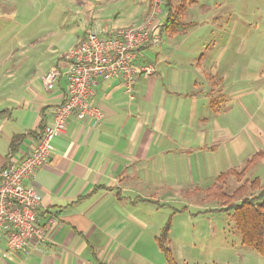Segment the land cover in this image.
<instances>
[{
  "label": "crops",
  "instance_id": "1",
  "mask_svg": "<svg viewBox=\"0 0 264 264\" xmlns=\"http://www.w3.org/2000/svg\"><path fill=\"white\" fill-rule=\"evenodd\" d=\"M200 1L187 0L182 21L192 26L179 35L197 24L185 18ZM74 3L79 10L69 34L45 29L40 50L36 45L23 47L19 56L0 63V173L31 152L64 100L66 79L46 90L42 77L53 68L64 69L65 54L83 41L87 31L138 26L151 6V0ZM181 3H165L157 29L161 36L166 34L168 17ZM160 44L139 51L138 63L153 64L156 72L137 79L131 93L119 78L97 82L90 102L100 107L102 119L82 121L74 115L68 119L65 133L52 142L49 162L26 181L41 196L39 223L49 219L55 223L45 241L18 253L7 249L9 227L1 228L0 264L155 261L145 246L157 243L163 226L147 218L148 212L158 210L152 201L171 198V191L182 189L184 182L199 181L208 155L235 139L222 122L231 109L223 55L202 48L197 58L193 50L182 52L176 46L164 55ZM10 49L11 55L19 48ZM161 56L163 61L158 60ZM241 97L242 92L233 98ZM249 127L264 139V132L252 121Z\"/></svg>",
  "mask_w": 264,
  "mask_h": 264
},
{
  "label": "rangeland",
  "instance_id": "2",
  "mask_svg": "<svg viewBox=\"0 0 264 264\" xmlns=\"http://www.w3.org/2000/svg\"><path fill=\"white\" fill-rule=\"evenodd\" d=\"M77 10L74 0H0V63L7 62L10 56H19L23 47L36 45L40 50L46 30L69 34ZM185 20L197 24L184 35L164 33L162 53L166 55L176 46L182 52L190 49L198 53L202 48H210L216 55H223L224 85L231 94L227 100L231 109L222 122L235 139L208 155L199 181L195 179L191 185L182 183V189L171 191V198L153 200L158 210L148 212L147 218L161 223L162 229L170 223L169 247L177 264H264V254L242 244L233 211L221 210L225 208L223 202L209 198L221 173L233 168L242 170L264 148V139L249 127L252 121L264 132V0H202L190 9ZM10 48L19 49L12 50L14 54L10 55ZM152 55L156 57V50ZM240 92V100L233 98ZM255 178H260L264 185V159L247 170L242 182ZM242 182L229 177L224 184L226 193L232 194ZM145 248L155 260L146 264H169L157 243Z\"/></svg>",
  "mask_w": 264,
  "mask_h": 264
},
{
  "label": "built area",
  "instance_id": "3",
  "mask_svg": "<svg viewBox=\"0 0 264 264\" xmlns=\"http://www.w3.org/2000/svg\"><path fill=\"white\" fill-rule=\"evenodd\" d=\"M167 0H151L145 21L132 27H100L89 30L86 37L65 54V67L48 71L42 82L53 90L61 78L67 81L64 100L57 107L51 125L42 129L31 152L18 163H10L0 173V229L8 226L7 249L18 253L32 244L47 239L55 223L49 219L39 223L41 196L35 186L26 184L35 172L49 162L55 138L65 133L68 119H102L100 107L91 105L94 86L100 79H122L128 93L140 77H151L153 64H139L138 53L143 48L157 47L162 36L157 32Z\"/></svg>",
  "mask_w": 264,
  "mask_h": 264
},
{
  "label": "trees",
  "instance_id": "4",
  "mask_svg": "<svg viewBox=\"0 0 264 264\" xmlns=\"http://www.w3.org/2000/svg\"><path fill=\"white\" fill-rule=\"evenodd\" d=\"M187 0H182L177 10L170 14L164 29L170 36L186 31L191 24H185L182 19L186 11ZM264 159V148L255 153L242 170L231 169L218 176L216 185L210 189L209 198L219 199L225 208L221 210L233 211V217L237 229L241 234L242 244L264 254V185L260 178L252 181H244L247 170ZM234 176L241 185L232 194L226 193L224 184L227 179ZM168 223L156 237L159 249L165 254L169 264H177L169 247ZM187 264V263H184Z\"/></svg>",
  "mask_w": 264,
  "mask_h": 264
}]
</instances>
